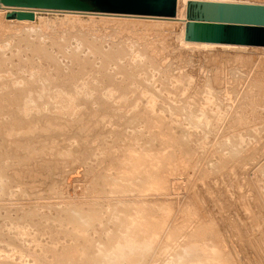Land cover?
<instances>
[{
	"label": "rangeland",
	"instance_id": "rangeland-1",
	"mask_svg": "<svg viewBox=\"0 0 264 264\" xmlns=\"http://www.w3.org/2000/svg\"><path fill=\"white\" fill-rule=\"evenodd\" d=\"M66 15H0V264H264V47Z\"/></svg>",
	"mask_w": 264,
	"mask_h": 264
},
{
	"label": "water",
	"instance_id": "water-1",
	"mask_svg": "<svg viewBox=\"0 0 264 264\" xmlns=\"http://www.w3.org/2000/svg\"><path fill=\"white\" fill-rule=\"evenodd\" d=\"M25 9H51L174 17L177 0H0ZM9 19H33L32 12H11ZM185 41L264 47V4L190 1Z\"/></svg>",
	"mask_w": 264,
	"mask_h": 264
},
{
	"label": "bare ground",
	"instance_id": "bare-ground-1",
	"mask_svg": "<svg viewBox=\"0 0 264 264\" xmlns=\"http://www.w3.org/2000/svg\"><path fill=\"white\" fill-rule=\"evenodd\" d=\"M190 1H215V2H237V3H263L264 4V0H177V4H176V14L174 17H162V16H147V15H131V14H119V13H104V12H88V11H69V10H51V9H25V8H19V7H9V6H5L0 4V15L1 16H5L8 13L11 12H18V11H23V12H32L33 15H37V12H62L65 13L66 15V19L69 20H74V19H79V15L82 14H89L90 16H99L98 21L97 19L95 20V22H99V20L105 21L106 19L110 20H114L116 22V20H121L122 22H127V24H131L133 23V20L135 18H147V19H152L155 20V22H152V25L154 26H162L165 29H170L171 22H176L180 24V28L178 29V34L176 35V39H178L177 41L180 42L181 45L183 46H187V47H191V48H203V49H211V48H215V47H219L222 49H226V48H234V49H240V50H245L246 48L248 49L247 46L245 45H234V44H223V43H205V42H191V41H185L184 39V33H185V23H186V8H187V4ZM89 17L87 20H94V17ZM37 17V16H35ZM96 18V17H95ZM145 19V20H147ZM108 20V21H109ZM111 20V21H112ZM136 20V19H135ZM134 22L137 24L138 22H142L141 19H138V21ZM149 20V21H150ZM151 20V21H152ZM157 20V21H156ZM159 20V21H158ZM106 21V22H108ZM150 21V24H151ZM94 22V21H93ZM120 22V21H118ZM117 22V23H118ZM147 22V21H145ZM162 22V23H160ZM110 23V21H109ZM134 23V24H135ZM103 24V23H102ZM26 32H30V31H26ZM29 34V33H28ZM77 35V34H76ZM28 36V35H26ZM25 36V37H26ZM24 37V38H25ZM29 38V37H28ZM13 39V37H12ZM30 39V38H29ZM28 39V40H29ZM27 41V40H26ZM32 41V40H31ZM42 44V43H41ZM44 44V43H43ZM43 46V45H42ZM41 46V47H42ZM45 46V45H44ZM43 46V47H44ZM42 47V48H43ZM251 47V46H250ZM30 48V47H29ZM257 48V47H256ZM25 49V48H24ZM34 49V48H33ZM21 50V49H20ZM26 50V49H25ZM27 51V50H26ZM43 51V50H42ZM44 52V51H43ZM107 53H109L107 51ZM44 55V54H43ZM112 55V54H111ZM42 56V55H41ZM46 57V56H45ZM48 57V56H47ZM49 60V59H48ZM2 61V60H0ZM108 78V77H107ZM64 90V89H63ZM67 91V90H66ZM151 91V90H150ZM64 92V91H63ZM67 93V92H66ZM149 97V96H148ZM147 98V97H146ZM96 99V98H95ZM163 99V98H162ZM151 102V100H150ZM91 103V102H90ZM152 104V103H151ZM88 105V104H87ZM92 108V107H91ZM149 108V107H148ZM107 109V108H106ZM91 110V109H90ZM103 110V109H102ZM111 111V110H110ZM137 112V111H136ZM107 113V112H106ZM135 114V113H134ZM136 115V114H135ZM131 117V116H130ZM91 213V212H90ZM129 216V215H128ZM123 218V216H122ZM132 220V219H131ZM99 221V220H98ZM123 221V220H122ZM88 222V221H86ZM94 222V221H93ZM127 223V221H126ZM1 224V223H0ZM100 224V223H99ZM88 227V226H87ZM37 229V228H36ZM38 230V229H37ZM92 230V229H91ZM1 231V230H0ZM1 234V233H0ZM5 234V233H4ZM35 235V234H33ZM37 236V235H36ZM43 236V235H42ZM88 244V243H87ZM42 263V262H41Z\"/></svg>",
	"mask_w": 264,
	"mask_h": 264
}]
</instances>
